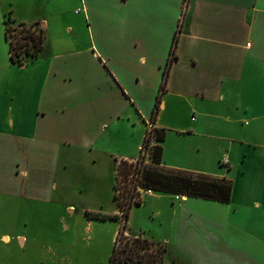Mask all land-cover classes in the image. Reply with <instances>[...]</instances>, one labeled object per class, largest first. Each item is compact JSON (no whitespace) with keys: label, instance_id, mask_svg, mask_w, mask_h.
I'll return each mask as SVG.
<instances>
[{"label":"crops","instance_id":"obj_1","mask_svg":"<svg viewBox=\"0 0 264 264\" xmlns=\"http://www.w3.org/2000/svg\"><path fill=\"white\" fill-rule=\"evenodd\" d=\"M20 1L3 16L40 22L46 44L25 66L0 58V264L48 263L15 255L45 247L48 219L115 221V239L120 220L87 211L121 212L119 162L140 156L179 29L163 158L146 162L227 179L231 198L155 191L133 210L158 231L127 233L166 243L170 264H264V0Z\"/></svg>","mask_w":264,"mask_h":264},{"label":"trees","instance_id":"obj_2","mask_svg":"<svg viewBox=\"0 0 264 264\" xmlns=\"http://www.w3.org/2000/svg\"><path fill=\"white\" fill-rule=\"evenodd\" d=\"M188 1L186 0V3ZM5 25V36L9 41V51L13 63L25 66L31 60L39 57L46 44L45 27L41 26L40 22L17 21L9 12L5 18ZM179 32L180 29L174 35L171 55L164 69V79H162L161 89L157 95L150 120L151 126L147 129L140 156L135 161L122 159L119 162L115 198L121 212L108 214L87 211V216L91 219H115L121 222L108 264H170L168 261L169 248L166 243L149 239L142 234L132 236L127 233L132 207L144 202V196L137 191L138 186L148 187L154 191L211 198V200L223 202H229L231 198L232 184L227 179L213 178L207 174L196 175L194 172L180 169L164 170L146 163L147 150L150 149L151 142L154 139L160 141L166 139V130L157 127L155 122L161 110L162 95L167 91L171 64L177 57L176 47ZM151 151L152 163H160L164 153L163 145L153 143ZM131 173L133 176L130 175Z\"/></svg>","mask_w":264,"mask_h":264},{"label":"rangeland","instance_id":"obj_3","mask_svg":"<svg viewBox=\"0 0 264 264\" xmlns=\"http://www.w3.org/2000/svg\"><path fill=\"white\" fill-rule=\"evenodd\" d=\"M17 2L20 6L22 2L20 0H0V58L7 56L9 51V41L5 36V18L3 16L2 10L7 7L11 2ZM16 4V5H17ZM12 5V4H11ZM14 7H12L13 9ZM149 127V126H148ZM148 129V128H147ZM115 148L114 144H112ZM147 163V162H146ZM149 165V164H148ZM117 181V176H116ZM122 183V182H121ZM115 197V193H114ZM52 206L59 208L58 211H61L60 208L64 206L63 202L52 204ZM135 206V205H134ZM133 206V207H134ZM132 207L130 213V219L128 221L127 229L132 234L140 233L141 229L147 228L149 235H153V231H158V226H156L154 221L147 216V213L144 210L137 209L133 210ZM63 210V208H62ZM70 213V212H69ZM132 215V216H131ZM48 225L46 227L45 234V247L39 250L35 243H32L28 246V249L24 253H21L16 245L15 255L19 260L29 261L33 263L34 256L40 252L47 258L48 263L46 264H108L110 254L113 251L115 239L112 238L114 231L116 230L115 221L108 222L102 226H97L96 230L91 231L84 229V224L80 221L78 215L76 217H68L65 220L64 225L61 222L48 219ZM121 223V222H120ZM67 227H66V226ZM121 225V224H120ZM68 228V229H67ZM120 228V227H119ZM118 228V230H119ZM79 231V232H77ZM76 233L80 236H83V239H79L78 243L75 245V235ZM0 246L2 243L0 242ZM3 249L0 247V250ZM41 253V255H42ZM46 261V262H47Z\"/></svg>","mask_w":264,"mask_h":264},{"label":"built area","instance_id":"obj_4","mask_svg":"<svg viewBox=\"0 0 264 264\" xmlns=\"http://www.w3.org/2000/svg\"><path fill=\"white\" fill-rule=\"evenodd\" d=\"M150 127V126H149ZM155 140V139H154ZM153 140V141H154ZM152 141V142H153ZM151 142V146H152V143ZM151 146H150V149H148L149 151L151 150ZM148 150H147V154H148ZM227 162V157H224L223 158V160H222V163H226ZM130 175H132V173L130 174ZM133 176V175H132ZM137 191H139L143 196H150V195H153L154 194V189H151V188H148V187H144V186H138V188H137ZM176 197L177 198H182V196L181 195H179V194H176Z\"/></svg>","mask_w":264,"mask_h":264}]
</instances>
